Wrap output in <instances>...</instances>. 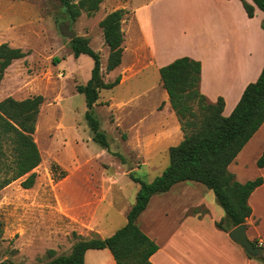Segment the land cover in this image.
Wrapping results in <instances>:
<instances>
[{
    "label": "rangeland",
    "instance_id": "rangeland-1",
    "mask_svg": "<svg viewBox=\"0 0 264 264\" xmlns=\"http://www.w3.org/2000/svg\"><path fill=\"white\" fill-rule=\"evenodd\" d=\"M144 1L102 0L96 12L82 10L70 21L59 0H0V42L27 52L5 69L0 101L36 94L44 98L33 134L41 155L33 169L34 183L24 188L25 175L0 189V261L41 264L49 260V248L55 249L56 255L68 254L79 239L99 237L93 227L96 221L115 229L123 219L104 220L100 213L106 205L114 199L118 206L121 195L130 203L138 187L131 176L151 181L168 165V148L182 133L177 130L175 112L159 73L153 67L127 63L129 53L115 69L118 73L106 71L109 48L98 24L108 12L122 6L132 9ZM129 17L127 14L122 20L124 31L127 24H133ZM61 24L85 37L98 52L105 82L120 76L117 85L100 90L93 107L108 150L94 141L85 116V97L76 91V85L89 79L93 60L86 54L73 56L71 39L61 34ZM161 41L173 52L189 49L177 35L169 41L161 37ZM55 59L59 61L55 63ZM4 149L2 163L11 157L10 146ZM0 175L4 176L3 171ZM201 186L208 192L212 209L225 214L213 191ZM168 195L174 197L153 195L145 215L153 228L162 218V210L175 209V185Z\"/></svg>",
    "mask_w": 264,
    "mask_h": 264
},
{
    "label": "trees",
    "instance_id": "trees-1",
    "mask_svg": "<svg viewBox=\"0 0 264 264\" xmlns=\"http://www.w3.org/2000/svg\"><path fill=\"white\" fill-rule=\"evenodd\" d=\"M59 1L66 7L70 21H75L82 10L87 13L96 12L102 2ZM241 1L247 15L253 16L254 6L245 0ZM252 1L264 12V0ZM126 13L124 8L114 9L98 23L109 48L106 71L113 70L121 63L124 41L121 24ZM262 27L264 28V20ZM70 43L74 57L86 54L93 60L89 79L84 84L76 85V91L85 97V116L94 133V141L108 148L106 134L99 129L93 106L99 98L100 90L114 87L120 78L117 76L111 82L102 79L100 56L89 46L85 37L75 36ZM26 54L19 47L0 42V81L11 62ZM54 61L57 63L59 60ZM158 71L169 104L184 132V138L168 148V165L151 181H143L130 175L139 184V188L123 226L105 238L79 239L68 254L56 255L55 249L49 248L46 251L49 260L41 264H86L84 253L89 248H108L116 264H151L150 256L157 251L158 245L140 229L137 218L152 195L164 193L180 181L199 182L213 191L225 212V217L216 222V225L225 231L244 223L251 216L248 198L262 183V178L240 182L228 167L264 122V65L256 81L247 84L239 101L226 116L222 114V97L210 102L199 90L200 61L181 56L161 66ZM43 100L41 94H36L23 99L8 96L0 101V172L4 173V176L0 175V189L25 175L21 182L24 188H29L34 183L36 173L33 169L40 163L41 155L33 134ZM7 144L10 146L11 157L9 162L2 163L1 160L6 156L4 146ZM256 164L264 167V150ZM56 165L53 164V167ZM252 242L257 245L256 241ZM256 258L264 264L263 259ZM0 264L15 263L4 259Z\"/></svg>",
    "mask_w": 264,
    "mask_h": 264
},
{
    "label": "crops",
    "instance_id": "crops-1",
    "mask_svg": "<svg viewBox=\"0 0 264 264\" xmlns=\"http://www.w3.org/2000/svg\"><path fill=\"white\" fill-rule=\"evenodd\" d=\"M245 1L254 6L251 17L241 0H147L132 9L122 6L130 9L125 16L129 14L133 24H127L123 30V53L118 66L125 53H129L127 63L153 67L156 73L161 66L181 56L198 60L201 63L200 92L210 102L222 97V114L229 115L247 84L256 81L264 65V12L252 0ZM176 35L189 49L173 52L163 46L161 37L169 41ZM175 119L177 130L182 133L176 145L184 138V132L176 115ZM263 150L264 122L228 167L240 182L262 178V183L248 198L252 213L245 222L247 237L256 243L264 240V167L256 164ZM174 185L175 209L162 210V218L155 228L150 224V217L145 216L153 195L137 218L140 229L158 245L150 256L151 264H261L229 237V231L216 225L225 214L212 209L202 183L180 181ZM162 195L174 197L168 195V191ZM113 200L100 214L104 220L117 216L123 220L115 229L96 221L93 227L101 238L110 236L126 223L127 212L135 198L129 203L128 198L121 195L118 206ZM84 261L86 264H116L108 248L87 249Z\"/></svg>",
    "mask_w": 264,
    "mask_h": 264
},
{
    "label": "water",
    "instance_id": "water-1",
    "mask_svg": "<svg viewBox=\"0 0 264 264\" xmlns=\"http://www.w3.org/2000/svg\"><path fill=\"white\" fill-rule=\"evenodd\" d=\"M60 31L62 35L69 39H73L76 36L75 32L70 29L69 25L61 24ZM228 234L232 240L238 242L243 247L244 251L248 255L259 257L264 260V247L254 245L253 242L247 237L245 222L231 228Z\"/></svg>",
    "mask_w": 264,
    "mask_h": 264
},
{
    "label": "built area",
    "instance_id": "built-area-1",
    "mask_svg": "<svg viewBox=\"0 0 264 264\" xmlns=\"http://www.w3.org/2000/svg\"><path fill=\"white\" fill-rule=\"evenodd\" d=\"M258 246H263L264 247V240H258L257 241Z\"/></svg>",
    "mask_w": 264,
    "mask_h": 264
}]
</instances>
